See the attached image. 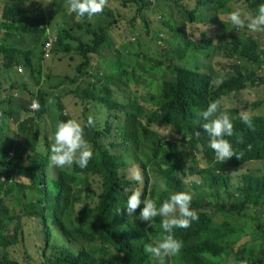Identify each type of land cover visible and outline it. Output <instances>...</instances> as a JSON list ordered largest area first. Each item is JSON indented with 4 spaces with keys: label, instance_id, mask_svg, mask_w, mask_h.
<instances>
[{
    "label": "trees",
    "instance_id": "1",
    "mask_svg": "<svg viewBox=\"0 0 264 264\" xmlns=\"http://www.w3.org/2000/svg\"><path fill=\"white\" fill-rule=\"evenodd\" d=\"M134 2L141 10L147 6L144 0ZM209 2L210 0H196L194 10L186 11L183 7L186 19L194 23L197 12ZM261 3H264V0L255 1L251 5V10L256 13ZM25 7L24 1L5 5L0 24L3 33L0 41L13 39L15 33L34 35L41 32L42 35H47L48 32L46 45L50 39V29L48 30L46 25L53 24L54 16H49L42 7L36 9ZM105 9L108 10L109 7ZM105 9L92 20L86 16L77 17L72 13L74 25L71 26V30L79 26L76 20L80 18L87 26L88 35L93 36L89 44H84L80 40L78 49L80 51L78 54L86 59L88 68L91 66L93 56L100 55L106 46L108 35L104 28L107 25L98 24L100 16L111 14L110 10L105 13ZM65 31L68 35V31ZM40 36L41 34L38 38ZM185 42L188 47L184 46ZM10 49L11 47H3L0 52L5 53ZM190 52L194 58L196 53L206 57L219 53L223 61L230 63L231 69L219 77L217 75L222 68L216 70L213 67L211 73H205L198 67H186L184 64L187 65L191 60ZM20 54L26 57L25 53ZM12 57L6 59L5 70H12L18 65L19 61ZM263 60L264 48L253 35L235 34L230 39L225 34L218 37L202 33L198 40L183 38L178 46L167 52L162 59L145 62L150 70L147 74L146 84L149 90L146 96L128 97V102L124 103L113 101L112 90L104 89L106 95L100 97L95 89L102 90L100 86L106 82V78L95 77V74L89 71L80 73L87 76L89 86L84 89L80 87L72 92L83 104H89L87 101L93 100L103 108L113 110L114 121L123 116L125 124L133 123L131 142L136 152L135 160L144 174L143 198L155 199L159 207L171 193L181 191L185 187L194 193L191 206L197 211L199 219L192 221L190 227L186 229H173L176 238L183 242L178 257L181 264L182 262L228 264L226 259L232 254H235L234 264H249L252 259H255L257 264H264V242L259 247L256 244L258 251L248 246H242L237 250L232 247L240 239L245 224L236 222L254 210V207L250 206H264V173L252 171L241 176L237 183L240 198L233 203L227 190L234 179L232 175L226 173L227 167L243 168L246 163L253 160H264V117L252 116L253 127L249 128L241 121L238 112H234V135L228 139L240 159L233 156L222 163L216 161L207 168H186V165L194 164L200 156L194 153L195 150H199V153L205 156L208 149L206 138L209 137L202 127L206 121L199 113L206 110L215 100L221 102V111L227 97L255 87L258 82L264 83L260 72ZM27 61L31 62L29 59ZM243 61L247 63L242 64ZM248 62L254 65L251 66ZM255 66L260 67L257 69ZM121 74L123 75V72ZM124 84L129 87L126 81ZM25 86L24 84L18 88L27 90ZM40 98L41 110L44 111L47 95L43 92ZM139 99H143L148 105H142ZM17 103H21L22 106L16 105L15 101L7 102L8 110L4 107L1 114L2 119L7 115H14L18 121V128L14 131L12 139L7 142L0 141V163L5 164V171L0 172V176L6 178L4 181L0 177L1 188L8 187L10 194L13 190L11 183L16 176L33 181L38 199L27 207L28 215L44 219L43 226L48 241L54 240L53 230H56L64 241L76 244L79 251L67 252L55 244L51 247L55 250L54 255L48 257L46 254L45 259L36 262L34 257H30L29 262L15 259L11 250L21 243L22 226L20 223L13 228L10 226L11 211L1 201L0 264H101V257L104 255L111 257L114 264H151L152 255L145 252V245L154 244L162 235L163 217L154 218L151 225L149 222L141 221L139 213L143 204L133 216H128L126 211L123 214L116 213L117 208L126 206L128 196L137 189L139 182L131 181L124 174L127 166L122 155L113 153V149L119 145L112 142L108 146L103 142L105 138H112V126L108 123L95 122L93 127H85L86 139L94 149V156L86 168L81 169L77 165L59 168L50 165L51 154L39 151L44 144V138L42 126L36 121L38 117L30 113L32 107L31 110L24 108L25 101ZM259 105L261 103L256 102L254 107ZM60 110L61 107L58 106L57 111ZM24 112L27 115L23 117ZM89 112L90 108L86 105L85 122ZM44 114H40V118ZM69 118L71 117L63 115L61 120L66 121ZM153 126L168 127L172 134L182 135L184 139L181 141L183 145L189 147L188 150L184 146L162 140L159 133L153 130ZM0 130H5L2 124ZM197 131L200 132L199 136L196 135ZM116 132L121 135L123 131L115 125ZM187 137H193V140L186 141ZM240 137L243 138L242 143L239 141ZM45 141L51 148L53 143L51 137L46 136ZM181 156L187 159L186 162H183ZM90 174L102 178L104 191L100 197L93 189L91 180L86 177ZM186 176L187 179L190 178L188 181L185 180ZM161 179L165 181L167 191L159 190L158 182ZM219 215L223 217L222 221ZM228 219H233V222L230 223ZM254 221L257 231H260L264 240L263 222L259 219Z\"/></svg>",
    "mask_w": 264,
    "mask_h": 264
},
{
    "label": "rangeland",
    "instance_id": "2",
    "mask_svg": "<svg viewBox=\"0 0 264 264\" xmlns=\"http://www.w3.org/2000/svg\"><path fill=\"white\" fill-rule=\"evenodd\" d=\"M21 1L26 2L25 8L36 9L42 7V10L46 11L49 16H54L55 21H52L53 24L51 26L47 24L46 26L48 30L50 29V39L58 40L59 37V40L54 44L50 57H46L44 52L48 32L47 35H42L43 33L41 32L34 35L15 33L13 39L6 41L2 39L0 41V50L3 47H11L8 52H0V125L2 124L5 129L3 131L0 130V141L7 142L11 140L14 131L18 128L16 116L7 115L5 119H2V111L4 107L5 110H8L7 102L9 101L11 103L15 101V104L19 106H22V104L17 102L25 101L24 108H30L34 100L39 102V111L33 112L30 108V113L32 116L38 117L36 121L42 126L44 144L39 148V151L47 155L51 154V148L47 146L45 138L46 136H53L57 123L62 121L61 117L65 115L77 118L86 124L84 113L87 105L90 108L89 115L94 116L96 123H108L112 126V138H105L103 142L108 146L112 142L119 145V147L113 149V153L116 152L122 155L127 166L124 171L127 178H129L130 169L139 168L141 170L140 165L135 160L136 152L131 142L133 123L125 124L123 116L118 121H114L115 112L113 110L108 107L103 108L93 100H88L89 104H83L82 100L72 93L80 87L82 89L87 88L90 84V81L86 80L87 76L80 74L82 71H89V73L95 74V77L106 78L107 83L104 82L100 86L102 90L95 89L98 96L104 97L106 94L103 90L110 89L113 93V101L127 103L128 97L146 96L149 90V86L146 83L147 74L150 70L145 62L149 63L150 61L162 59L167 52L178 46L183 38L198 40L202 33H209L218 37L225 34L230 39L235 34L240 36L253 35L264 48V33L250 32L246 27L236 29L228 20L229 13L236 9L254 15L255 12L251 10V5L257 0H218L217 3L214 0H210L196 14L194 23H190L186 19L183 7L186 11L194 10L196 8V0H144L147 6L143 10L139 9L134 2L135 0H111L109 1L110 6L108 9L111 14L109 16L105 14L98 19L99 25H107L104 28L107 30L108 35L106 46L102 49L100 55L93 56L91 66L88 68L86 59L78 54V52L80 53L78 49L81 41L84 44H89L92 42L93 36L88 35L87 26L80 18L76 20L79 26L71 30L74 22L67 0H51V3L47 5L43 3V0H0V24L5 5L16 4ZM108 10L105 9V13ZM220 17H223L226 23ZM221 25H225V27H221ZM65 30L68 31L69 36L66 35ZM40 34L41 36L38 38ZM2 35L0 26V37ZM41 46L42 49L40 48ZM184 46L188 47L187 42L184 43ZM20 53H25L26 57ZM9 56H13L12 58L17 59L19 63L12 70H5L4 64ZM189 57H191L190 62L184 65L190 68L198 67L205 73H211L213 67L216 70L222 68L219 71V75H217L220 77L231 69L229 67L230 63L223 61L219 53L211 57L196 53L194 58L193 53L190 52ZM27 59L31 62H28ZM246 63L242 62V64ZM248 63L251 66L254 65L253 63ZM258 67L256 68L258 69ZM121 72H123V75ZM260 72L261 77L264 79V62ZM256 77H258V74ZM125 81L129 87L124 84ZM24 84L29 91L24 88H18ZM43 92L47 95V101L49 98L54 99L53 104H48L45 101L44 111L41 110L42 98H40ZM32 95L37 98H33ZM139 101L142 105H148L143 99H139ZM256 102H260L261 105L254 107ZM223 103L225 105H222L221 111H227L233 119L235 118V111L238 112L239 116L242 112H246L251 117H264V83L259 84L258 82L255 87H250L238 95L227 97ZM58 106L61 107L60 111H57ZM42 113L45 114L40 118ZM25 115L27 113L24 112L22 116L24 117ZM115 125L123 131L121 135L117 132L115 133ZM152 128L159 133L162 140L171 141L177 145L184 146L188 150L189 147L183 145L182 141L184 138L182 135L172 134L168 127L153 126ZM206 139L208 149L205 156L200 154L199 150H195L194 153L196 152L200 156L197 157L194 164L189 163V165H186L187 169H190V167L207 168L217 161L215 153L209 147V139ZM185 140L192 141L193 137H187ZM180 158L184 160L183 162L187 160L184 156ZM4 167L5 164L0 163V172L5 171ZM252 171L263 174L264 162L251 161L246 163L243 168H226V173L232 175L234 179L227 190L232 203L240 198L237 186L240 177L246 172ZM86 177L91 180L93 189L96 190L98 197H100L104 191L102 178L92 174L86 175ZM186 179L187 176L185 177ZM11 185L13 190L8 194V187L2 189L0 182V202L3 201L11 211L12 215L9 217L10 226L13 228L19 223L22 226V240L16 248L11 250L13 257L21 261L26 260L27 262L30 261V257H34V262H36L42 258L45 259L46 254L48 257L54 255L55 250L51 247L55 244L59 248L63 247L64 251L78 253V246L64 241L56 230H53L54 240L52 242L48 241L47 232L43 226L44 219L32 218L28 215L27 207L30 206L31 202L38 199V192L34 182L28 178L16 176ZM137 189L143 191L144 183L143 185L139 183ZM183 190L191 192L194 197V193L191 190L186 187ZM209 193L212 194L211 192ZM220 193L222 194V192ZM219 216L220 221H222L223 217ZM241 218L242 220L239 219L236 223L245 224L242 228L240 239L236 241L235 245H232L233 249L237 250L242 246H248L258 251L259 248H257L256 244L259 247L264 240H262L260 231H257L254 220H261L264 230V206L254 207V210ZM228 221L232 223L233 219H228ZM178 257L179 254L165 256L163 264H181ZM234 258L235 254L228 256L226 259L227 263L234 264ZM150 262L151 264H160V259L150 256ZM101 264H114V260L108 255H104L101 257ZM182 264L184 263L182 262ZM249 264L257 263L255 259H252Z\"/></svg>",
    "mask_w": 264,
    "mask_h": 264
},
{
    "label": "clouds",
    "instance_id": "3",
    "mask_svg": "<svg viewBox=\"0 0 264 264\" xmlns=\"http://www.w3.org/2000/svg\"><path fill=\"white\" fill-rule=\"evenodd\" d=\"M43 3L47 5L51 3V0H43ZM67 4L71 13H75L77 17L86 16L89 20L102 14L104 9L110 6L109 0H67ZM220 19L224 21L223 17ZM228 20L236 29L246 27L250 32L264 33V3L258 5L254 15L240 9L233 10L229 13ZM224 22L226 23V21ZM57 42L58 40L54 44ZM45 48L46 45L44 52ZM47 103L53 104L54 99L49 98ZM220 104L219 100L212 101L207 109L200 112L199 115L206 121L202 127L209 137V147L215 153V159L222 163L233 156L240 159V156L236 154L231 141L228 139L234 135L233 117L227 111H220ZM31 107L34 111H38L39 102L34 100ZM240 119L249 128L253 127L252 117L246 112L241 113ZM94 125L95 119L91 114L88 116L86 124L77 118L59 121L55 133L51 137L53 143L50 149V165L59 168H70L73 165H77L81 169L86 168L94 156V149L86 139L85 127H93ZM196 135L199 136L200 132L197 131ZM239 141L242 143L243 138L240 137ZM253 161L263 162L264 160ZM129 178L141 185L144 183L143 174L139 168L130 169ZM158 188L160 191L168 190L163 179L158 182ZM143 197L144 193L141 189L133 190L128 196L126 206L117 208L116 213L123 214L126 211L128 216H133L143 204L139 213L141 221L149 222L151 225L154 218L163 217L161 222L162 235L154 244L145 245V252L159 258L160 264H163L165 256H175L183 247V242L176 238L173 229H186L190 227L192 221L199 219L197 211L191 206L193 194L184 190L173 192L159 207L155 199Z\"/></svg>",
    "mask_w": 264,
    "mask_h": 264
},
{
    "label": "built area",
    "instance_id": "4",
    "mask_svg": "<svg viewBox=\"0 0 264 264\" xmlns=\"http://www.w3.org/2000/svg\"><path fill=\"white\" fill-rule=\"evenodd\" d=\"M57 41V39H51L50 40V42H48L47 44H46V48H45V52H46V57H50V54H51V52H52V49H53V44H54V42H56ZM19 72H21V70H19ZM2 179L5 181L6 180V178H4V177H2Z\"/></svg>",
    "mask_w": 264,
    "mask_h": 264
}]
</instances>
